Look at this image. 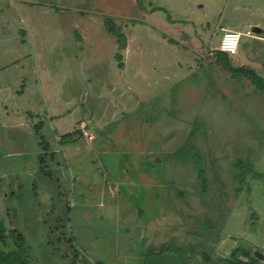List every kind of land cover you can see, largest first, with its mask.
Returning a JSON list of instances; mask_svg holds the SVG:
<instances>
[{"label": "rangeland", "instance_id": "1", "mask_svg": "<svg viewBox=\"0 0 264 264\" xmlns=\"http://www.w3.org/2000/svg\"><path fill=\"white\" fill-rule=\"evenodd\" d=\"M255 28L264 0H0V124L26 123L0 128V248L14 232L28 264H264V92L227 69L264 79Z\"/></svg>", "mask_w": 264, "mask_h": 264}, {"label": "trees", "instance_id": "2", "mask_svg": "<svg viewBox=\"0 0 264 264\" xmlns=\"http://www.w3.org/2000/svg\"><path fill=\"white\" fill-rule=\"evenodd\" d=\"M104 27L109 35L116 38L118 49L120 50L123 49L125 47L124 46L125 41L123 37L121 36V34L119 33L117 27L114 24H111V22L109 21L104 22ZM219 54L220 52L218 53V55ZM224 61H227V60L224 59ZM227 69L233 74L238 73L239 75L245 76L251 82L253 86L258 88L260 91L264 92V79L257 76L254 71L244 68V67L239 68L237 70H233L231 67H229V65L227 66ZM63 138L65 139V137ZM63 138L60 139L59 141L60 143H63L61 142ZM12 233H13V236L14 235L16 236L15 244L17 243L16 244L17 246L13 250H10V251H4L0 248V264H28L26 256H25V251H24L23 237L14 232ZM236 264H257V260L252 258V260L247 263L236 261Z\"/></svg>", "mask_w": 264, "mask_h": 264}, {"label": "crops", "instance_id": "3", "mask_svg": "<svg viewBox=\"0 0 264 264\" xmlns=\"http://www.w3.org/2000/svg\"><path fill=\"white\" fill-rule=\"evenodd\" d=\"M229 30H235V31H237V32H240V31H238V30H236V29H229ZM254 30V32H255V34H257L258 35V37L256 36L254 39H264L263 37H261V35H262V31L261 30H259V29H253ZM241 33V32H240ZM253 38V37H252ZM1 42V41H0ZM240 44V43H239ZM239 48V47H238ZM6 52H1L0 53V56L1 57H3V56H6L7 54H5ZM221 53V52H220ZM223 54V53H222ZM237 54H238V52H237ZM236 54V55H237ZM236 55H234V56H236ZM228 56V55H227ZM234 56H231V58H233ZM228 57H230V56H228ZM1 101L2 100H0V110L3 112V114L4 115H9V113H8V111H7V106H4L3 104H1ZM24 119H25V117H24ZM25 121L23 120L22 122H20V121H17L16 120V118H9L8 117V119H7V121H3V123H1L0 124V128L1 129H3V130H6V131H8V132H10V131H15V132H18L19 134H18V136H17V138H15V140L17 141V140H22L23 139V136H25V131L23 130V128H25V124L26 123H24ZM53 124V123H52ZM35 125V124H34ZM14 132V133H15ZM81 133V132H80ZM11 135H13V133L11 134ZM68 135V134H67ZM58 137V136H57ZM7 139H9V138H7ZM7 139H3L2 141H4L5 140V142L7 141ZM59 141H60V138H59ZM58 141V142H59ZM24 153H25V151L21 148H17L15 151H14V154L15 155H18V156H22V155H24ZM12 154V153H11Z\"/></svg>", "mask_w": 264, "mask_h": 264}, {"label": "built area", "instance_id": "4", "mask_svg": "<svg viewBox=\"0 0 264 264\" xmlns=\"http://www.w3.org/2000/svg\"><path fill=\"white\" fill-rule=\"evenodd\" d=\"M240 39H241V35L239 33L225 32L223 34V36L221 37L218 50L221 53L226 54V55H228L230 57L234 56L238 52ZM85 127H86L85 125H82L81 128H80L82 136L84 138L91 139V137L87 134V132L85 130L86 129Z\"/></svg>", "mask_w": 264, "mask_h": 264}, {"label": "water", "instance_id": "5", "mask_svg": "<svg viewBox=\"0 0 264 264\" xmlns=\"http://www.w3.org/2000/svg\"><path fill=\"white\" fill-rule=\"evenodd\" d=\"M233 244V242H231V244L230 245H228V248H227V250L226 251H228L229 249H230V247H231V245ZM223 246H225V244H223L222 245V247ZM256 259H258V260H264V256L262 255V254H260L259 252H254V255H253Z\"/></svg>", "mask_w": 264, "mask_h": 264}]
</instances>
